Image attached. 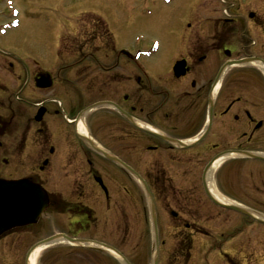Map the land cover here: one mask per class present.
<instances>
[{"label": "flooded vegetation", "instance_id": "1", "mask_svg": "<svg viewBox=\"0 0 264 264\" xmlns=\"http://www.w3.org/2000/svg\"><path fill=\"white\" fill-rule=\"evenodd\" d=\"M190 1L162 77L154 78L152 57L140 73L131 53L106 39L100 19L84 31L81 56L66 57L63 79L42 69L41 59L0 56V180L27 181L48 202L33 224L0 234V264H29L50 238L34 264L43 255L50 264L152 263V233L137 231V185L85 144L79 126L144 180L155 207L157 264H193L209 238L225 245L229 264H264V0ZM91 46L105 55H84ZM53 59L56 69L62 56ZM101 103L112 107L80 116ZM115 107L149 125V134ZM192 140L187 148L171 142ZM142 152L145 172L137 167ZM137 238L146 242L137 247ZM168 240L175 242L164 248Z\"/></svg>", "mask_w": 264, "mask_h": 264}, {"label": "rangeland", "instance_id": "2", "mask_svg": "<svg viewBox=\"0 0 264 264\" xmlns=\"http://www.w3.org/2000/svg\"><path fill=\"white\" fill-rule=\"evenodd\" d=\"M192 7L190 0H170L166 4L163 0H0V26L12 20L17 22V27L9 29L5 36H0V56H14L23 61L27 58L37 61L41 59L42 69L56 70L59 78L63 79L68 71L66 57L81 56L82 41L86 40L84 31L93 25L92 21L101 18L99 21L108 27L106 39L114 41L116 50L122 53L148 50L149 45L156 41L159 47L152 58L155 59L154 63H159L154 64V78L162 77L164 74L161 72L176 56L174 44L178 26L181 24V14L184 10L188 13ZM13 12H16V16H13ZM61 25H65L63 27H67V30H60ZM103 48L91 46L84 50L83 54L103 56ZM56 52L62 59L57 60L55 69V65H52ZM140 63L147 65L149 60L142 58ZM107 130L103 134L112 135ZM140 152L139 149L138 153ZM142 153L143 158L139 159L137 167L141 172H145V167L148 166L145 158L149 161V154ZM44 176L50 185L49 176ZM133 184L137 185V231L148 232V228L151 231L148 200L136 181L133 180ZM166 219L168 220V217ZM203 240L202 245L197 247L201 248V251L196 250L199 255L193 264H229L231 256L224 251L225 245L220 249L219 240ZM132 242L141 247L146 240L137 238ZM174 242L168 240V245L164 248ZM50 258L51 256L43 255L41 264H50Z\"/></svg>", "mask_w": 264, "mask_h": 264}, {"label": "water", "instance_id": "3", "mask_svg": "<svg viewBox=\"0 0 264 264\" xmlns=\"http://www.w3.org/2000/svg\"><path fill=\"white\" fill-rule=\"evenodd\" d=\"M139 179V177H137ZM139 181L141 182V184L143 185V187L145 188L146 190V187L144 185V183L142 182L141 179H139ZM18 184H21V183H18ZM17 185V184H16ZM7 185L6 183L4 182H0V194L4 191V190H7ZM147 191V190H146ZM148 195V194H147ZM149 197V195H148ZM3 208H4V203H3V199L2 197L0 196V231L3 230V226H4V221H5V218H3ZM151 213H152V217H153V207L151 206Z\"/></svg>", "mask_w": 264, "mask_h": 264}, {"label": "bare ground", "instance_id": "4", "mask_svg": "<svg viewBox=\"0 0 264 264\" xmlns=\"http://www.w3.org/2000/svg\"><path fill=\"white\" fill-rule=\"evenodd\" d=\"M79 127H78V130L80 131V133H82L83 132L82 131V127L81 126H79ZM38 254H39V251H37V250L32 253V255H31L30 259H29V264H34L35 258L37 257Z\"/></svg>", "mask_w": 264, "mask_h": 264}]
</instances>
